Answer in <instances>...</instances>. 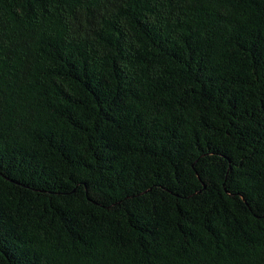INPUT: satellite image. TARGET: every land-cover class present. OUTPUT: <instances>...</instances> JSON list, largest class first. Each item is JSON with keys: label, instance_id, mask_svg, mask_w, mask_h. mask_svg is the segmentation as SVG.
Wrapping results in <instances>:
<instances>
[{"label": "trees", "instance_id": "obj_1", "mask_svg": "<svg viewBox=\"0 0 264 264\" xmlns=\"http://www.w3.org/2000/svg\"><path fill=\"white\" fill-rule=\"evenodd\" d=\"M0 264H264V0H0Z\"/></svg>", "mask_w": 264, "mask_h": 264}]
</instances>
